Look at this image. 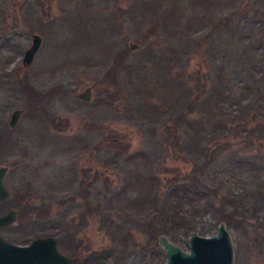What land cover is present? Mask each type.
<instances>
[{
    "label": "rangeland",
    "instance_id": "rangeland-1",
    "mask_svg": "<svg viewBox=\"0 0 264 264\" xmlns=\"http://www.w3.org/2000/svg\"><path fill=\"white\" fill-rule=\"evenodd\" d=\"M191 20L196 29L188 33ZM228 20L232 30H246L214 27ZM34 33L41 44L24 65ZM173 56L164 87L163 59ZM258 60L264 0H0V166L18 196L0 202V214L17 210L0 234L17 244L56 236L71 264L104 254L102 264H164L161 235L188 250L191 231L210 236L224 221L234 264H264V201L257 198L264 194V130L256 125L264 96L241 95L243 127L231 135L213 126L221 115L212 119L199 106L186 109L181 124L175 86L182 74L191 96L203 95L189 76L207 78L222 61L240 85L261 75L238 73ZM86 86L90 99L76 97ZM222 107L225 113V100ZM15 108L22 112L10 127ZM195 186L218 196L188 210L191 200L181 194ZM235 196L241 202L228 224L218 207L229 212ZM165 201L179 204L174 221L167 212L149 236V213Z\"/></svg>",
    "mask_w": 264,
    "mask_h": 264
},
{
    "label": "trees",
    "instance_id": "trees-1",
    "mask_svg": "<svg viewBox=\"0 0 264 264\" xmlns=\"http://www.w3.org/2000/svg\"><path fill=\"white\" fill-rule=\"evenodd\" d=\"M209 11V10H208ZM190 21V20H188ZM223 25L227 26L226 32L229 34H235L239 31L243 32L246 30L245 27H241L240 25L235 27V31L232 30V25L229 23V20L227 22L219 21L217 24L215 23L214 27H223ZM196 24L194 21L191 20L189 24L186 26L185 30L189 33L192 32L194 29H196ZM238 29V30H237ZM252 26L249 27L248 31L251 33ZM185 31V32H186ZM194 32V31H193ZM210 46L212 49H214L215 45L214 43H210ZM119 59L117 58V61ZM163 65L161 66L160 75L163 79L164 87L169 86L170 83V71L174 69L176 60L173 57L163 59ZM214 60V59H213ZM215 61V60H214ZM229 67L228 63L220 62L218 65L217 70L214 69L210 71V75L207 76V78L200 76H189V79L197 80L196 81V88L197 89H203L205 92H202L203 95H200L198 92L195 93L193 96H191V89L189 88L187 81L188 78H183L182 74H180L179 81L175 83V86L179 92V104L181 105L182 111L177 114V117L179 118L181 124H183L186 119L184 115V111L188 108H192L196 110V107H203L206 109V112L209 113V117L214 119V117H217L218 115H221V118L214 119V127L220 128V130L226 134H231L233 132H236L238 130H241L243 127L242 122L243 119L241 118V112H239V107H241V95L243 93H250L253 96V99H259V96L262 94L264 96V90L261 91L260 87L264 86V61L258 60L254 62L253 64H244L240 67L238 70L239 76L241 78L245 79V76L247 77L252 71L259 72L261 75L256 76L255 78L245 79L241 82V84L235 83V76L231 74V71L229 70L228 73L226 72L227 68ZM169 74V75H168ZM236 75V74H235ZM248 78V77H247ZM22 87L24 91L31 96H35L37 92H35L31 87L24 83L22 84ZM264 98V97H263ZM226 101L228 104V108L225 109V113L222 112L224 108L222 107V101ZM252 100L249 99L248 103H251ZM240 104V105H239ZM236 105V108H231L230 106ZM223 115L225 114L226 119H229V122L227 123L223 118ZM213 115V116H212ZM199 121V120H198ZM193 123H190V126H192ZM256 125L261 128V130H264V117L262 119H259L256 122ZM186 133V131H185ZM192 180L194 182H197V179L195 176H192ZM192 190V191H191ZM191 190L182 192L181 195L186 196L189 200H191V203L189 204L190 208L188 210L194 209V203L198 200H204L208 197L215 198L218 196V193L215 190H209L204 191L203 189L198 188L197 186L193 187ZM264 194L262 192L257 193V198L261 201H264ZM17 193L11 196V200H17ZM156 199V198H155ZM153 200L151 199V202ZM177 201V200H176ZM174 203V205H171L170 202L165 201L166 207H162L161 209H154L151 210L149 213L148 219L146 221V230H148V235H153L154 232H157L159 230H156L155 224L159 223V217H162V215H167V212L169 213V217L173 220L172 216V209L175 211V207H177L179 204L178 202ZM180 201V199L178 200ZM223 201V200H222ZM154 202V201H153ZM241 202V197L235 196V198H232L230 200V204L232 205V208L229 212H226L222 205H219L218 209L220 211V217L227 221L228 224L231 222V217H234L237 214V209L239 207V204ZM177 203V205H176ZM228 205V204H227ZM174 206V208H173ZM171 211V212H169ZM174 221V220H173ZM158 225V224H156ZM107 257V254L100 255L98 257V260H94L95 258L91 257L90 260L88 259V264H102V261ZM91 261V263H90Z\"/></svg>",
    "mask_w": 264,
    "mask_h": 264
},
{
    "label": "water",
    "instance_id": "water-1",
    "mask_svg": "<svg viewBox=\"0 0 264 264\" xmlns=\"http://www.w3.org/2000/svg\"><path fill=\"white\" fill-rule=\"evenodd\" d=\"M41 44V36L32 35L30 45L24 50L22 63L28 65L34 58ZM134 48V45L131 46ZM83 100L91 97V86H86L75 94ZM22 109L15 108L9 116V126L12 127ZM6 166H0V202L14 194V190L6 184ZM17 216V210L10 208L0 214V228L12 224ZM188 250L172 242L166 235L159 237V244L165 250L164 264H234V247L232 236L224 221H220L215 234L199 235L191 231L188 239ZM74 257L61 253L57 246L56 236L48 235L33 238L27 244H17L7 241L0 234V264H71Z\"/></svg>",
    "mask_w": 264,
    "mask_h": 264
},
{
    "label": "flooded vegetation",
    "instance_id": "flooded-vegetation-1",
    "mask_svg": "<svg viewBox=\"0 0 264 264\" xmlns=\"http://www.w3.org/2000/svg\"><path fill=\"white\" fill-rule=\"evenodd\" d=\"M6 226H7V225H6ZM4 227H5V226H4ZM1 228H3V227H1ZM1 228H0V229H1Z\"/></svg>",
    "mask_w": 264,
    "mask_h": 264
}]
</instances>
